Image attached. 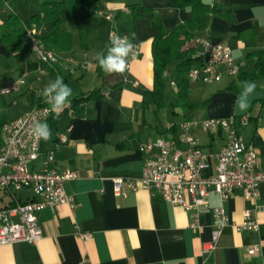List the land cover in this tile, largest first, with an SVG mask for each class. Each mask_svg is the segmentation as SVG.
<instances>
[{"label": "crops", "instance_id": "0c3cea01", "mask_svg": "<svg viewBox=\"0 0 264 264\" xmlns=\"http://www.w3.org/2000/svg\"><path fill=\"white\" fill-rule=\"evenodd\" d=\"M24 1V6L31 4L34 10L25 17L12 5L10 12L1 6L0 34L6 31L3 21L12 13L22 25L35 22L40 0H18L15 6L23 9ZM203 2L217 4L221 11L211 17L207 27H191L193 55L202 54L199 40L228 46L240 65L239 75L225 73L222 66L218 67L220 78L211 82L190 80L186 74L187 88L179 93L176 63H172L175 69L168 65L163 73L161 103L154 95L152 41L163 31L191 21L193 13L178 0H84L80 15L63 13L59 21L43 24V36L48 37V47L57 56L53 64L37 59L28 40H0V89L23 79L17 90L0 94V126L33 106L49 107L41 91L49 81L62 76L73 91L70 104L59 115L51 111L41 121L49 125L52 135L48 141L40 140L39 156L29 167L40 168L52 152L53 168L76 174L64 185L73 206L63 203L53 210H40L37 219L42 237L36 243L0 245V264H264L263 184L256 199L246 200L236 192L223 203L229 222L210 253H203L202 247L215 224L211 207L220 204L216 194L207 195L199 226L192 229L190 213L154 189L133 190L124 184L125 195L113 191L114 177L137 181L140 176L144 158L140 145L159 137L178 140L177 125L183 120L249 113L250 120L239 133L256 149L264 166V75L241 78L264 51V0ZM97 8L112 19L95 15ZM111 29L130 39L135 33L133 41L140 47L139 57L129 63L123 75L105 73L95 60L97 52H106ZM245 81L255 82L257 88L248 108L240 111L235 101ZM91 92L98 96L87 98ZM179 94H185V99ZM58 134L66 141L59 142ZM192 134L212 171L224 135L218 129L205 132L199 127L193 128ZM183 146L177 143V147ZM30 196L27 189L17 193L21 201ZM7 201L0 193V205ZM244 210H250L258 221L257 231L233 227L242 221ZM76 230L88 232L90 237L80 238ZM251 247L256 248L253 254L248 253Z\"/></svg>", "mask_w": 264, "mask_h": 264}, {"label": "built area", "instance_id": "2783aa9c", "mask_svg": "<svg viewBox=\"0 0 264 264\" xmlns=\"http://www.w3.org/2000/svg\"><path fill=\"white\" fill-rule=\"evenodd\" d=\"M8 0H2L7 4ZM10 9V8H8ZM94 14L112 19L111 14L97 8ZM31 51L37 59L53 64L57 61L54 50L43 42L44 27L32 22L23 25ZM115 32L125 36L115 29ZM202 46V64L193 66L187 72L190 80L201 79L211 82L220 78L218 67L224 72L237 76L240 65L234 62L230 47L220 43L198 41ZM136 45L135 55L130 56L129 63L136 60L141 51ZM23 79L8 83L0 89V94H8L18 89ZM51 110L46 105L33 106L15 119L8 120L0 126V193L8 197L5 204L0 205V245L17 242L36 243L43 235L38 223L37 213L45 207L53 210L59 204L73 206L72 197L66 194L65 182L76 177L71 170L57 171L51 166L52 152L48 153L42 166L38 169L29 167V162L39 156V141L31 135L33 125L45 119ZM250 114L239 116L205 118L200 121L183 120L178 123V140L157 138L154 142L140 145L144 158L140 176L137 181L125 177H114L113 191L116 195H125L122 185L135 190L137 187L154 189L163 199L172 205L181 206L190 213V227L199 226L200 209L207 205L206 197L210 193L218 196L220 204L211 207L214 227L211 236L203 247V253H210L216 245L221 229L228 222L223 203L240 192L246 200L259 196V186L264 185V166L260 165L258 153L251 145L243 141L239 129L246 126ZM199 127L205 132L218 129L224 135V142L215 154V166L211 171L206 156L197 144L192 129ZM59 142H65L66 137L58 134ZM180 142L184 146L177 147ZM27 189L30 198L21 201L17 193ZM233 227L240 230L259 229V223L252 218L250 210L243 211V219L234 223ZM76 235L87 239L90 233L76 230ZM256 251L255 247L248 249L249 254Z\"/></svg>", "mask_w": 264, "mask_h": 264}, {"label": "trees", "instance_id": "16d2710c", "mask_svg": "<svg viewBox=\"0 0 264 264\" xmlns=\"http://www.w3.org/2000/svg\"><path fill=\"white\" fill-rule=\"evenodd\" d=\"M178 1L181 6L189 8L193 13L191 21L188 24L178 25L168 31H163L152 41L154 95L158 103L163 101L165 86L163 73L168 65L172 63H176L179 93L185 92L188 85V80L186 78L188 70L193 66H200L202 64V56L193 55L195 53V47L192 43L193 35L191 29H203L207 27L211 17L213 15H218L221 11L220 6L217 4H208L203 2V0ZM82 4H84V0H40V12L36 14L35 22L43 25L49 20L59 21L60 15L63 13H67L71 17H76L80 15ZM30 23L31 22L27 24ZM2 26L6 28V31L0 34V40H3V38L6 39V41L13 39L16 43L27 40L23 31V25L19 22L15 14L12 13L5 19ZM184 28H188L190 31L188 30L187 33H185L183 32ZM42 39L44 44L48 47V37L43 36ZM257 56L251 70L245 77L241 74V78L248 79L264 75V51ZM237 75H239V73ZM95 95L98 96V93L91 92L88 94L87 98H93ZM179 95L180 98L185 99V94Z\"/></svg>", "mask_w": 264, "mask_h": 264}, {"label": "clouds", "instance_id": "9594fccd", "mask_svg": "<svg viewBox=\"0 0 264 264\" xmlns=\"http://www.w3.org/2000/svg\"><path fill=\"white\" fill-rule=\"evenodd\" d=\"M135 33L130 39L128 36H120L115 32L109 34V46L105 52H97L95 60L98 66L107 74L123 75L126 71L128 59L135 55L136 45L133 43ZM257 84L252 81L243 82L241 93L237 96L235 106L238 110L244 111L249 106V99L255 92ZM72 89L64 82L62 76H56L49 81L41 91L45 103L50 110L59 115L70 104ZM31 135L36 141H48L51 138V129L46 122L37 121L31 130Z\"/></svg>", "mask_w": 264, "mask_h": 264}, {"label": "rangeland", "instance_id": "374dc122", "mask_svg": "<svg viewBox=\"0 0 264 264\" xmlns=\"http://www.w3.org/2000/svg\"><path fill=\"white\" fill-rule=\"evenodd\" d=\"M17 2H18V0H16V1L8 0L7 4H5L4 2H1L0 3V8H1V6L5 7L7 9V11L9 10L8 8H10V11H11L12 9H11L10 6L12 5V6H14L16 8L17 12H19L21 14V16H24V17L27 16V14H30L31 12L34 11L31 4H28V5L24 6V3H25V1H24L22 3L24 8L21 9L20 7L15 6ZM29 9H32V10L30 11ZM10 11H8V12H10ZM27 12H29V13H27ZM168 68L169 69L171 68L173 70L175 69L174 65H170Z\"/></svg>", "mask_w": 264, "mask_h": 264}]
</instances>
